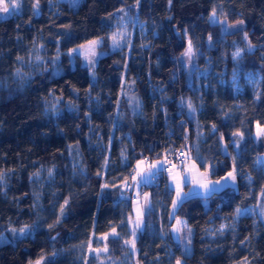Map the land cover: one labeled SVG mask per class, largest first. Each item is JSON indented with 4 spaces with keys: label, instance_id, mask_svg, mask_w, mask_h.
<instances>
[{
    "label": "trees",
    "instance_id": "1",
    "mask_svg": "<svg viewBox=\"0 0 264 264\" xmlns=\"http://www.w3.org/2000/svg\"><path fill=\"white\" fill-rule=\"evenodd\" d=\"M19 0V11L0 20V264H264V0ZM134 13L148 27L149 46L110 50L116 17ZM243 26L223 33L211 15ZM102 38L106 52L91 80L81 56L70 51ZM191 41L210 57L215 75L199 90L190 83L182 54ZM142 42V40H141ZM249 44L238 62L237 47ZM43 48V63L31 56ZM261 76L260 93L230 77ZM133 86L135 109L126 95ZM57 103L52 110L49 108ZM204 132L197 147L188 105ZM190 142L189 156L212 177L234 171L238 188L183 200L170 217L173 195L165 180L146 189L165 202L152 208L133 248L125 223L132 211L122 185L141 159ZM126 153L127 158L123 156ZM43 169L41 180L35 175ZM135 170V169H134ZM255 213L251 214L250 209ZM238 210L242 212L237 213ZM237 217V218H235ZM224 218L233 228L214 237ZM177 219L192 229L191 253L172 234ZM119 228L121 235L97 238ZM52 253H55L54 255Z\"/></svg>",
    "mask_w": 264,
    "mask_h": 264
},
{
    "label": "rangeland",
    "instance_id": "2",
    "mask_svg": "<svg viewBox=\"0 0 264 264\" xmlns=\"http://www.w3.org/2000/svg\"><path fill=\"white\" fill-rule=\"evenodd\" d=\"M81 0H57L52 3V6L58 7L61 3H68L72 7H77ZM19 11V0H0V20L12 16ZM211 21L214 23H220L222 25V32H232L237 29L242 28L243 22L239 21L230 24L226 20L219 19L215 14L211 15ZM148 27L146 23L142 21L137 14L128 13L126 17L122 18L120 16L116 17L114 27L110 35V50L122 49L125 47H131L133 43H136L135 36L138 35L137 42L140 45L149 46L148 37ZM142 40V42H141ZM104 43L102 38L93 39L87 43L81 44L73 48L70 53L77 54L81 56L85 67L88 69L91 80L96 81V68L98 65V60L101 56L106 54L102 50L101 46ZM244 50L252 51L253 47L246 44L244 47H237L234 53V59L238 62L239 58L242 56ZM43 48L40 47L31 56V62L34 64L43 63ZM201 53L196 51L194 45L191 41L187 42V48L182 54L181 58L183 61L184 69L187 70L189 75L190 83L196 89H200L203 85H207V82L212 79L215 75L219 77L220 82H225L223 71L219 73L212 63L210 57H205L204 62L199 64V57ZM244 80L246 84H249L255 94L258 96L260 93V82L261 76L257 72H246L242 74L238 65H236L232 70V75L230 77V82L235 94H240L242 90L241 82ZM126 95L131 102L132 108L135 109L138 104V99L134 93L133 86H128L126 88ZM57 106L55 102L49 110H52ZM188 114L194 122V128L196 132V139L193 142V146L197 147L198 138L204 136V132L201 125L197 121V109L193 105H188ZM254 139L257 142L264 140V126L256 125L255 132L253 134ZM126 160V153L123 156ZM259 164L264 166V154L258 157ZM161 159H141L134 165L135 175L134 178H128L124 181L122 185V197L125 201L130 200L132 204V211L126 216L125 223L128 231L131 233L127 239L130 247L133 248L137 232L144 227L145 224V214H147L152 208L157 211L158 217L162 219V213L165 210V202L159 199L158 194H153L151 191L143 189V186L147 185L154 175H158L162 168ZM43 169H40L36 173V180H41L43 175ZM167 186L173 195L172 205L170 208V217L173 218L175 215V210L179 204L190 197L202 196L203 201L206 206L209 203V197L215 193H219L225 188H232L237 190L238 180L234 171L227 173L223 177H212L209 170L201 169L198 164L194 161L192 156H189V160L186 163L177 164L175 170L167 176ZM242 211L238 210L237 213L240 214ZM251 214L255 213L254 209H250ZM237 218V217H235ZM229 220L224 218L218 227L211 225L207 230V236L214 237L224 232H227L233 228L234 220ZM172 234L176 241L182 246L183 253L188 255L191 253L192 246V229L183 219H177L174 223L172 229ZM121 235L119 228H115L108 235L97 238L92 247L95 252H100L105 249L104 240L110 236ZM8 241L6 235H0V244ZM53 255L55 253H52ZM133 257H136L135 250L133 248ZM43 260V259H42ZM42 260L35 262L34 264H41ZM176 264H181L178 261Z\"/></svg>",
    "mask_w": 264,
    "mask_h": 264
},
{
    "label": "built area",
    "instance_id": "3",
    "mask_svg": "<svg viewBox=\"0 0 264 264\" xmlns=\"http://www.w3.org/2000/svg\"><path fill=\"white\" fill-rule=\"evenodd\" d=\"M190 146V142L185 141V144L180 148H170L169 150H164L161 155L163 164L160 173L158 175H154L151 178V181L147 185L143 186V189L159 187L163 180H165L164 182L167 184V176L175 170L177 164H183L189 160ZM146 159L149 160L148 157ZM134 175L135 171L133 169L130 172L129 178H134Z\"/></svg>",
    "mask_w": 264,
    "mask_h": 264
},
{
    "label": "crops",
    "instance_id": "4",
    "mask_svg": "<svg viewBox=\"0 0 264 264\" xmlns=\"http://www.w3.org/2000/svg\"><path fill=\"white\" fill-rule=\"evenodd\" d=\"M174 237V236H173ZM175 239V238H174Z\"/></svg>",
    "mask_w": 264,
    "mask_h": 264
}]
</instances>
